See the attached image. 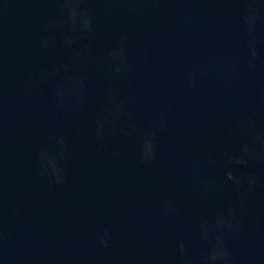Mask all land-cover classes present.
<instances>
[{
	"label": "water",
	"instance_id": "water-1",
	"mask_svg": "<svg viewBox=\"0 0 264 264\" xmlns=\"http://www.w3.org/2000/svg\"><path fill=\"white\" fill-rule=\"evenodd\" d=\"M0 264H264V0H0Z\"/></svg>",
	"mask_w": 264,
	"mask_h": 264
}]
</instances>
